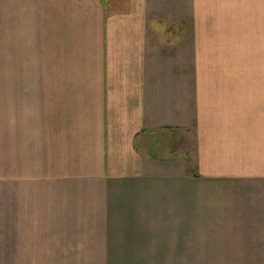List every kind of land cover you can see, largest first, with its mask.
Here are the masks:
<instances>
[{
    "label": "crops",
    "instance_id": "1",
    "mask_svg": "<svg viewBox=\"0 0 264 264\" xmlns=\"http://www.w3.org/2000/svg\"><path fill=\"white\" fill-rule=\"evenodd\" d=\"M10 182L72 240L96 189L101 251L186 256L222 204L234 225L264 201V0H0Z\"/></svg>",
    "mask_w": 264,
    "mask_h": 264
},
{
    "label": "rangeland",
    "instance_id": "2",
    "mask_svg": "<svg viewBox=\"0 0 264 264\" xmlns=\"http://www.w3.org/2000/svg\"><path fill=\"white\" fill-rule=\"evenodd\" d=\"M157 149L153 144L156 158L162 155ZM18 187L12 182L0 183V264H264L262 200L257 201L258 205L250 203L241 212V217L230 218L234 225H229V206L222 204L224 210H215L212 214L215 226L203 227L197 235L199 246L186 243V256L178 257L175 252L178 249L170 247L166 257L161 249L154 251L155 256L147 257L142 251L113 253L99 250L98 223L91 222L85 229L82 226L89 222V217L92 218L93 207V210L98 208L96 189L86 188V191L74 194L72 232L76 235L72 240L58 234L65 228L61 230L53 220H48L46 215L53 216L50 210L44 212L48 206L44 211H37L41 201L37 199L34 203L32 188L22 186L23 195ZM220 196L226 200L225 194ZM94 213L96 218V210ZM55 235L65 241H53Z\"/></svg>",
    "mask_w": 264,
    "mask_h": 264
}]
</instances>
